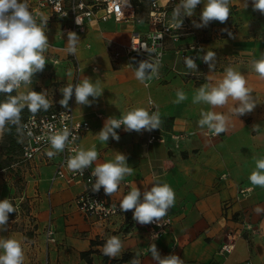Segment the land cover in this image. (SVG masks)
Instances as JSON below:
<instances>
[{"label":"crops","instance_id":"0c3cea01","mask_svg":"<svg viewBox=\"0 0 264 264\" xmlns=\"http://www.w3.org/2000/svg\"><path fill=\"white\" fill-rule=\"evenodd\" d=\"M31 5L34 7L35 2ZM228 6V20H214L212 27L193 25V21L200 23L203 3L193 16L185 15L182 26L170 30L165 38L161 63L143 79L137 78L131 61L114 60L108 43L147 34L149 8L143 20L135 13L139 23H117L112 16L101 20L104 12L98 11L96 17L85 21L84 32L77 34L74 58L67 52L70 18L44 13L37 23H46L50 48L44 52L43 71L33 75L31 90L44 91L54 111L71 108L76 120L88 123L80 148L95 146L98 157L92 169L113 161L114 152L127 157L132 174L125 175L117 191L107 195L110 201L121 203L132 189L143 191L159 179L174 190L175 202L162 218L169 219L170 226L157 237L154 228L128 216L97 222L76 207L75 200L84 185L62 179L51 181L60 152L49 158L46 153L53 150L50 146L32 161L12 166L24 181V191L18 197L25 199L26 210L23 216L8 217L0 237L21 242L23 264H132L133 260L157 264L149 251L153 243L161 259L176 255L184 264H264V187L248 179L255 160L264 157V78L251 64L264 53V14L253 10L251 0L247 8L244 0H229ZM170 19L174 21L171 15ZM170 19L168 24L172 23ZM210 51L216 53L212 69L202 60ZM185 56L193 57L195 69L186 66ZM228 67L244 75L256 104L244 115L232 112L239 101L231 97L225 105L216 107L193 102L197 90L205 83H219ZM86 77L102 90L101 96L95 100L88 97L92 103L87 106L77 104L73 95L68 107H62V89ZM178 91L187 98L176 103ZM149 99L159 113L158 129L137 133L124 131L122 126L116 129L119 141L100 139L98 133L107 118H119L134 107L149 111ZM202 111L223 114L225 130L217 134L206 125L200 126ZM151 134L155 140L148 143ZM10 190L0 183V201L8 198ZM245 190L248 192L240 194ZM48 227L52 241L46 238ZM110 236H118L122 243L114 258L103 253ZM87 252L89 255L82 257ZM124 255H131V261L116 262Z\"/></svg>","mask_w":264,"mask_h":264},{"label":"clouds","instance_id":"9594fccd","mask_svg":"<svg viewBox=\"0 0 264 264\" xmlns=\"http://www.w3.org/2000/svg\"><path fill=\"white\" fill-rule=\"evenodd\" d=\"M202 3L200 23L193 21L194 27H207L214 20L220 23H225L228 20L230 15L229 0H179V3L173 8V19L176 21L177 28H180L183 23L181 10L183 9V15L191 17L194 15L197 5ZM251 5L254 11L258 10L261 14H264V0H251ZM247 6L248 0H244V7L247 8ZM45 27L46 23H37V20L28 10L26 0H0V93L5 94L6 97L4 100H0V137L11 130L8 125H15L18 133L27 127V125L21 124V113L25 107L33 116L39 111H47L51 107L44 91L37 93L29 87L33 75L42 72L46 64L44 52L49 47V42ZM222 31L227 32L230 37L232 36V33L228 32L227 29ZM67 35V52L74 54L79 37L71 31ZM215 57L216 53L211 51L202 57L203 62L208 64L209 69L214 67L212 62ZM185 64L189 69L196 68L195 62L191 58H185ZM251 64L254 71L261 78H264V53L260 54L259 59H253ZM146 67L148 66L143 64L140 71L137 72L138 79L144 78ZM245 85L244 75L228 67L225 69L224 77L219 83H205L202 85L197 90L193 102L199 103L202 101L216 107L225 105L231 97L234 101H239V106L233 107L232 112L236 115H244L251 112L256 106L249 89ZM21 86L28 90L13 95L12 93ZM61 93L63 99L59 103L62 107L67 108L73 95L77 104L90 106L92 102L89 101L88 97L95 100L101 96L102 90L98 89L91 79L86 77L79 83L67 85ZM177 97L176 103L187 98L180 91L177 92ZM153 103L149 99V104ZM225 122L226 117L223 114L202 111L198 123L200 126L206 125L210 130L219 134L225 130ZM159 125L158 112L149 115V111L145 108L134 107L127 110L119 118H107L98 135L103 142H107L109 137L112 140L119 141L120 137L116 129H120L122 126L124 131L139 133L141 129L145 131L158 129ZM44 127L47 129L45 137L51 149H53L46 153L49 158L65 150L70 136L73 141L78 138L67 127L57 130L56 126L51 123L45 124ZM258 128V126H254V129ZM28 135L31 136L32 133L29 131ZM45 137H37V139ZM72 151L74 155L69 156L66 160L67 168L70 170L79 171L83 174L86 168L97 161L98 152L95 150V146L88 150L74 148ZM114 153L115 159L113 161L97 164L91 172V176L95 177V183L92 184L93 192H98L103 187L105 194L111 195L117 191L124 176L132 174L133 169L126 163L127 157L118 152ZM248 179L252 184L264 187V157L255 160V169ZM174 202V190L167 183H162L159 179H156L148 189L141 191L137 187L129 191L122 198L120 208L123 212L131 210L133 219L141 225L154 222L159 224L158 222L167 215ZM257 210L259 211V209ZM15 211L16 209L8 198L0 201V230H6L8 214ZM121 248L120 238L110 236L103 245V253L114 258L120 253ZM149 251L152 259L156 260L157 264H184L183 260L176 255L161 259L154 243L149 246ZM23 259L24 254L20 241L10 237H0V264H23ZM132 264H140V262L133 260Z\"/></svg>","mask_w":264,"mask_h":264},{"label":"built area","instance_id":"2783aa9c","mask_svg":"<svg viewBox=\"0 0 264 264\" xmlns=\"http://www.w3.org/2000/svg\"><path fill=\"white\" fill-rule=\"evenodd\" d=\"M159 1L152 0L150 2L147 14V23L150 31L145 34V39H141L139 35L133 36L129 45V53L131 55L136 53L150 59L154 63V67L162 61L165 49V38L170 34V30L177 28L174 21L168 24V18L170 15L173 17V8L179 3V0H161L162 3ZM98 11L104 12L101 20L112 16L117 23H128L129 21L140 22V19L135 17V10L132 7L131 0H35V5L30 10L37 22L46 12L51 16L61 18L69 17L71 20L70 31L76 34H82L84 32L85 21L96 17ZM181 16L183 21H185L183 9L181 10ZM48 48H50V45ZM71 56L74 58L75 53L71 54ZM185 58L193 59L192 56H185ZM148 108L149 115H152L155 112L154 104H149L148 101ZM47 123L54 124L57 130L67 127L78 137L75 141H73L71 136L69 137L65 150L60 152V160L51 181L62 179L69 184L84 185V190L76 198L75 204L77 209L86 217L94 218L97 222H106L118 215L128 216L133 219L132 211L123 212L120 208V203L110 201L103 187L98 192L92 191V184L95 183V177L91 176V172L94 169L88 167L81 174L79 171H73L67 168V158L74 155L72 151L74 148H80L81 138L89 130L87 122L76 120L71 108L36 114L34 116L31 115L22 123V125H27V127L21 131L20 164L32 161L50 147L45 137L47 129H45L44 125ZM29 131L32 133L31 136L28 135ZM37 137L45 138L38 140ZM154 140L155 136L151 134L148 143H152ZM246 192L248 191H241L240 194ZM97 204L102 206H98ZM133 221L135 220L133 219ZM158 223L147 224L154 228L153 235H156L155 237L165 232L170 226L171 221L164 218ZM51 236L52 231L48 227L46 230L47 241H52ZM224 248L225 251H228L227 247Z\"/></svg>","mask_w":264,"mask_h":264},{"label":"rangeland","instance_id":"374dc122","mask_svg":"<svg viewBox=\"0 0 264 264\" xmlns=\"http://www.w3.org/2000/svg\"><path fill=\"white\" fill-rule=\"evenodd\" d=\"M26 2H27L28 10L30 11L31 7H32L31 4H32V2H35V0H26ZM150 2H151V0H131L132 7L140 19H142V20L145 19V14L149 8ZM168 19H170V16ZM171 22H172V20H171ZM213 22L214 21H211L208 24V26L212 27ZM115 29H119V27L116 26ZM134 36H136V35H134ZM132 38L133 37H131L130 39H126L125 42L108 43V45H109L108 49L112 53L115 61H117V62L118 61L130 62L131 54L129 53V45H130ZM140 38L145 39V35L140 34ZM29 87L31 89L32 85H30ZM27 90H28L27 88L22 86V88L18 89L17 92L19 94L21 92H26ZM0 141H1V137H0ZM16 172L17 171L13 170L12 167L10 169L0 170V183H3V184L8 185L10 187L11 190H10V194L8 196V199L12 202L14 208L16 209V211L14 213L8 214L9 218H13V217L18 216V215L23 216V214L26 210L25 209V207H26L25 199L23 198L22 200H20L18 197L24 191V181L21 178V175L18 172L17 173ZM16 176H19L20 179L14 178Z\"/></svg>","mask_w":264,"mask_h":264},{"label":"trees","instance_id":"16d2710c","mask_svg":"<svg viewBox=\"0 0 264 264\" xmlns=\"http://www.w3.org/2000/svg\"><path fill=\"white\" fill-rule=\"evenodd\" d=\"M34 77V76H33ZM32 77V79H33ZM16 95L14 91L12 93ZM5 94L0 93V100H4ZM54 111L51 107L47 111H39L36 114H44ZM35 114V115H36ZM33 114H31L25 107L21 113V124ZM11 128L9 132H5L0 141V170L10 169L14 164H20L21 158V132L18 133L15 125H8ZM89 252L83 253L82 257H87ZM131 261V255H124L122 259L116 262Z\"/></svg>","mask_w":264,"mask_h":264},{"label":"water","instance_id":"95a60500","mask_svg":"<svg viewBox=\"0 0 264 264\" xmlns=\"http://www.w3.org/2000/svg\"><path fill=\"white\" fill-rule=\"evenodd\" d=\"M130 61L134 65V67L136 68L137 71H140L143 64H146L148 66L144 70L145 71L144 78L148 77L149 74L154 69V63L150 59H148L142 55L134 53L130 56Z\"/></svg>","mask_w":264,"mask_h":264}]
</instances>
